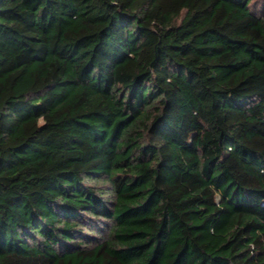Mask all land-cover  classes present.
<instances>
[{"label": "trees", "instance_id": "obj_1", "mask_svg": "<svg viewBox=\"0 0 264 264\" xmlns=\"http://www.w3.org/2000/svg\"><path fill=\"white\" fill-rule=\"evenodd\" d=\"M0 264H264V0H0Z\"/></svg>", "mask_w": 264, "mask_h": 264}, {"label": "rangeland", "instance_id": "obj_2", "mask_svg": "<svg viewBox=\"0 0 264 264\" xmlns=\"http://www.w3.org/2000/svg\"><path fill=\"white\" fill-rule=\"evenodd\" d=\"M5 259H7V258H5Z\"/></svg>", "mask_w": 264, "mask_h": 264}]
</instances>
